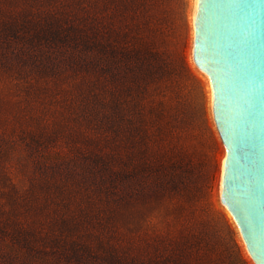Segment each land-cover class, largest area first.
Returning a JSON list of instances; mask_svg holds the SVG:
<instances>
[{"label": "trees", "instance_id": "16d2710c", "mask_svg": "<svg viewBox=\"0 0 264 264\" xmlns=\"http://www.w3.org/2000/svg\"><path fill=\"white\" fill-rule=\"evenodd\" d=\"M153 1L0 0V264H251L209 218L194 76L156 25L154 42ZM20 140L39 168L28 189L8 164ZM154 169L155 240L125 241L118 217Z\"/></svg>", "mask_w": 264, "mask_h": 264}, {"label": "water", "instance_id": "95a60500", "mask_svg": "<svg viewBox=\"0 0 264 264\" xmlns=\"http://www.w3.org/2000/svg\"><path fill=\"white\" fill-rule=\"evenodd\" d=\"M195 28V61L211 78L227 148L222 200L264 264V0H199Z\"/></svg>", "mask_w": 264, "mask_h": 264}, {"label": "rangeland", "instance_id": "374dc122", "mask_svg": "<svg viewBox=\"0 0 264 264\" xmlns=\"http://www.w3.org/2000/svg\"><path fill=\"white\" fill-rule=\"evenodd\" d=\"M196 2L197 0H154L151 7L154 15L152 35L155 42L156 25L161 49L171 58L183 57L194 76L184 77L181 86L184 98L191 106L192 136L189 142L195 160L199 164L200 183L208 192L209 218L214 219L225 234L230 232L249 262L256 264L237 222L222 200L223 165L227 148L215 120L214 92L211 81L195 61ZM67 151L66 147L55 150L63 155H68ZM55 152H47L46 156L56 160L60 155H56ZM152 160L154 161V158ZM142 163L143 159L139 157L137 161L131 162L130 167L141 166ZM8 164L14 182L28 189L34 173L38 172L39 168L26 142L21 140L18 142L8 159ZM147 172L144 171V174L138 178L139 180H136L144 190L132 194V203L118 217L123 233L122 238L125 241H131L133 237H137V243L155 240V169L148 175H146ZM6 248L15 250L12 243H6Z\"/></svg>", "mask_w": 264, "mask_h": 264}, {"label": "bare ground", "instance_id": "6f19581e", "mask_svg": "<svg viewBox=\"0 0 264 264\" xmlns=\"http://www.w3.org/2000/svg\"><path fill=\"white\" fill-rule=\"evenodd\" d=\"M198 3H199V0H197V2H196V9H195V17L197 16V12H198ZM205 72V71H204ZM206 74H207V76L209 77V79H210V81H211V78H210V76H209V74L207 73V72H205ZM211 84H212V81H211ZM212 89H213V85H212ZM214 92V91H213ZM214 94V93H213ZM213 101H214V99H213ZM225 163H226V158H225V161H224V165H223V170L225 171ZM228 211H229V213L233 216V214L231 213V211L228 209ZM233 218H234V216H233ZM235 219V218H234ZM240 228V227H239ZM243 236V235H242ZM244 238V237H243ZM244 241H245V239H244ZM245 244H246V241H245ZM246 246H247V244H246Z\"/></svg>", "mask_w": 264, "mask_h": 264}, {"label": "snow or ice", "instance_id": "6c2138e0", "mask_svg": "<svg viewBox=\"0 0 264 264\" xmlns=\"http://www.w3.org/2000/svg\"><path fill=\"white\" fill-rule=\"evenodd\" d=\"M217 82H218V84L221 83V81H219V80Z\"/></svg>", "mask_w": 264, "mask_h": 264}]
</instances>
